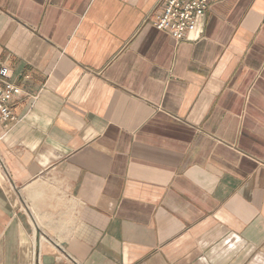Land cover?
<instances>
[{
    "label": "crops",
    "instance_id": "0c3cea01",
    "mask_svg": "<svg viewBox=\"0 0 264 264\" xmlns=\"http://www.w3.org/2000/svg\"><path fill=\"white\" fill-rule=\"evenodd\" d=\"M160 8L0 0V264H264V0Z\"/></svg>",
    "mask_w": 264,
    "mask_h": 264
},
{
    "label": "built area",
    "instance_id": "2783aa9c",
    "mask_svg": "<svg viewBox=\"0 0 264 264\" xmlns=\"http://www.w3.org/2000/svg\"><path fill=\"white\" fill-rule=\"evenodd\" d=\"M216 0H161L153 26L166 31L177 42L186 38L209 4ZM22 88L12 79V69L0 65V140L7 134L9 124L16 119L12 103L22 94Z\"/></svg>",
    "mask_w": 264,
    "mask_h": 264
}]
</instances>
